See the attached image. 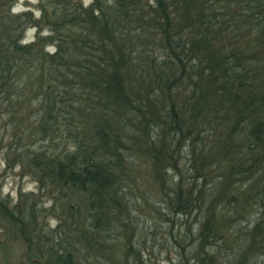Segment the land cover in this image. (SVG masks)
<instances>
[{
	"label": "trees",
	"instance_id": "16d2710c",
	"mask_svg": "<svg viewBox=\"0 0 264 264\" xmlns=\"http://www.w3.org/2000/svg\"><path fill=\"white\" fill-rule=\"evenodd\" d=\"M16 2L0 158L36 191L0 186V221L27 263L264 264V0Z\"/></svg>",
	"mask_w": 264,
	"mask_h": 264
},
{
	"label": "rangeland",
	"instance_id": "374dc122",
	"mask_svg": "<svg viewBox=\"0 0 264 264\" xmlns=\"http://www.w3.org/2000/svg\"><path fill=\"white\" fill-rule=\"evenodd\" d=\"M86 4L90 0H83ZM38 0H17L14 5V11L19 12L27 10L29 7L34 6ZM36 15L39 12L35 10ZM35 29L29 28L25 33V41H30L35 36ZM4 162L0 158V186L2 193L8 195L13 201H16L20 191H36V183L26 175H22L19 168L15 167L11 170L4 169ZM4 169V170H3ZM4 223L0 221V264H28L27 258L24 257V246L18 241L11 240L6 237V228L4 230ZM19 243V244H18ZM164 251L168 250L170 246L165 244ZM159 244L154 245L152 255L153 261L158 264H168V259L173 256V251L160 253ZM148 253L145 254V257ZM174 257V256H173ZM34 264H40L39 262Z\"/></svg>",
	"mask_w": 264,
	"mask_h": 264
}]
</instances>
